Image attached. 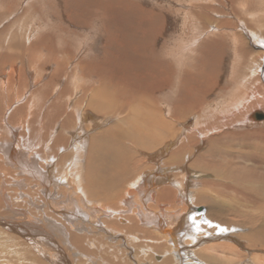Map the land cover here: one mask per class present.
Listing matches in <instances>:
<instances>
[{
  "label": "rangeland",
  "instance_id": "rangeland-1",
  "mask_svg": "<svg viewBox=\"0 0 264 264\" xmlns=\"http://www.w3.org/2000/svg\"><path fill=\"white\" fill-rule=\"evenodd\" d=\"M213 56L219 60L217 61ZM192 75L195 76V80L198 79L196 83ZM184 80L186 82H183ZM253 87L257 90L262 89L261 94H264V0H0V144L13 140L7 134L8 130L12 129L18 136L25 135L23 140L27 144L24 145L29 146L25 148L20 145L21 150L24 148L25 161L29 162L28 165L24 163V166H19L15 162L10 163L8 159L12 154L10 156L6 154L4 150L6 143L2 148L0 146V264H50L44 262L45 259L40 255L38 258V253L36 254L33 247H30L34 241H30V237L24 231L25 228H29L25 225L30 224L27 220H22L27 214L31 219L38 221L39 228L45 227L43 225L45 199L39 193L44 191V185L43 183L36 187L32 183L25 185V181L19 182V179L28 178L32 181V177L38 176L35 168L39 171L40 167H46L48 164L53 168L50 175L52 187L47 186L48 192H52V204L61 209L62 206L70 205L69 207H73L77 213L80 212L81 219H84L85 212H89L91 206L97 205L93 203L92 197L99 199L100 202L103 201L108 195L104 192L108 190L107 187L110 185L108 182L114 181L113 176L116 173L128 170V167L124 169L123 166L121 167L120 161L112 160V156L107 155L101 158L102 162L99 159L101 163L92 168L93 170L89 169L88 156L85 154L91 145L89 139L91 136L96 133H108L112 128L113 130L125 127L139 129L138 122L127 126L117 123L128 114L131 107L142 110L153 107L154 110L163 113L164 120H170L169 122L184 115L186 125L193 126L198 121L195 127L200 126L195 129L200 130L199 134H201L204 126L209 124L205 117L208 113H212L208 114L209 117L212 115L215 118L216 114L213 113L215 110H232V104L236 103L238 98L249 96L254 91ZM244 99L246 98H242ZM191 100L196 102L192 104ZM257 100L260 99L254 100L258 104ZM106 103H110L107 109L103 107ZM173 103L177 107L175 105L171 107ZM250 104L249 109L257 105L253 104V101L247 105ZM102 107L106 112L98 113ZM248 108L243 107L245 110L243 112L248 111ZM169 109L176 111L172 113ZM110 110L115 113L123 111L124 114L121 118L113 117L110 120L107 117L111 116ZM261 110H264V107ZM214 118L213 125L217 121ZM224 123L231 125L226 120ZM175 128H178V125ZM138 129L133 133L139 134ZM245 130H236L234 135L245 133ZM123 134L116 131L118 141L123 140V138L119 140V135ZM225 139L220 141V144H216L217 150H222V154L218 155L219 158L216 156L217 159L214 158L213 163L206 165L205 160V162L200 161L198 167L194 169L196 173L203 174L202 179L190 180L192 186L194 182L198 183L197 187L189 190L190 192L199 189L201 181L212 182V186L201 184L202 187L199 189V192L204 193L202 195L208 197L207 203L201 204L196 202L197 200H194V203L185 196L180 206L186 208L188 205L186 209L189 211H184L186 213L183 212L182 215L184 220L192 218L191 221H199L207 209L215 211L213 213L219 217L215 219L209 216L203 220L202 224L205 223L207 226H203L207 228L205 227L206 229L202 230L204 232L198 234L199 236L207 234L205 230L213 229V223L221 221L238 230L237 232L234 230L233 235L237 239L236 235H241L245 246L241 247L242 241L236 244L222 240L210 242L209 236H212L206 235L203 240L207 242L200 244L204 248L202 247V250L200 246L199 249L197 248L200 252L210 245L223 244V242L233 246L236 252L234 250L224 252L225 256L230 257L229 260L224 259L222 252L214 250L205 252L212 258L215 257V260L219 259L218 264H264V239L247 236L251 232L253 216H256L258 211L255 203H253L254 207L251 206L255 199L246 193L233 191L236 178L241 175L253 178L256 176L254 181H264V155L259 152L260 155L250 152L248 154L246 148L242 151L241 147L235 145L239 144L237 138ZM248 139L242 141L240 139L244 147L251 145V140ZM110 140H113V135L110 136ZM204 140L205 144L200 146L195 157L200 156L206 144L208 145L207 139ZM29 141L38 145L37 150L31 148L32 144H28ZM224 145H227V148L230 146V155L246 157L247 163L241 162L244 168L229 167L231 161L223 152L226 149ZM51 149L53 151H50ZM128 150L134 155L129 159V167H133L138 160L149 164L145 152H139L137 148L131 150L128 148ZM62 156L67 157L66 162L72 161L69 170L61 166ZM38 158L40 160L36 162ZM252 160H256L258 164L254 163V167L250 168ZM233 170H236L235 173ZM188 176L190 175H180L178 181L184 182ZM81 188L84 191L87 189L90 196L84 198ZM179 194L182 193L178 192V196ZM171 197H168L169 200L164 199L162 204L167 207L176 205V198ZM87 205L88 207H85ZM81 219L75 221L82 224ZM61 222L63 223L64 220ZM55 226H60L59 221ZM65 228L62 227L63 230ZM64 232L53 231L54 246L60 248L59 252L69 264H78L76 259L78 251L73 248L69 238L64 237ZM73 234L76 232L73 231ZM81 242L85 254L92 252L89 264H109L108 260L99 259L96 250L90 249L91 242L86 236ZM107 244L110 246L109 241ZM257 248L261 250L257 251ZM255 253L257 256H250ZM158 254L160 258L157 257ZM194 254L196 264H210L202 255ZM169 256L171 255L166 257ZM151 257L156 261L153 264H159L160 260H164L158 252ZM62 260L61 262L64 261ZM189 260L190 258L186 263L192 264L193 258L190 260L192 263ZM146 262L144 264H147ZM52 264H55L54 260Z\"/></svg>",
  "mask_w": 264,
  "mask_h": 264
},
{
  "label": "bare ground",
  "instance_id": "bare-ground-1",
  "mask_svg": "<svg viewBox=\"0 0 264 264\" xmlns=\"http://www.w3.org/2000/svg\"><path fill=\"white\" fill-rule=\"evenodd\" d=\"M119 2H121V1H119ZM109 8H111V7L109 6ZM112 8H113V6H112ZM125 8H126V6H125ZM136 11H138V10H136ZM138 21H140V20H138ZM154 29L156 30V28H154ZM248 33L250 34V32H248ZM256 40H258V38ZM137 43H139V42H137ZM257 43H260V42H257ZM185 51H188V50H185ZM219 55H221V54H219ZM207 59H208V57H207ZM216 60L218 61L219 59H216ZM216 60H214V61H216ZM207 61L208 60H206V62ZM149 65L150 64H148V66ZM187 66H186V68H187ZM153 68H154V66H153ZM148 70H150V68ZM156 70L154 69V71H156ZM183 72H184V70H183ZM156 73L158 74V72H156ZM199 74H200V72H199ZM167 75H169V72ZM153 77H154V75H153ZM153 77H151V78L153 79ZM193 77H194V82L196 80H198V79L195 80V76H193ZM155 78H157V77H155ZM155 78H154V80H155ZM179 78H181V77L179 76ZM189 78L191 79V77H189ZM152 79H151V81H152ZM183 82H186V81L184 80ZM218 82H220V81H218ZM160 83H162V81ZM151 84H153V83H151ZM155 84H156V82H155ZM155 84H154V86L159 85V84H157V85H155ZM163 84H165V83H163ZM163 84H162V86H163ZM187 85L188 84H185V86H187ZM215 85H218V84H215ZM215 85H214V87H215ZM254 85H256V84H254ZM99 86H100V84H99ZM160 86H161V84L158 87H160ZM148 87H150V86H148ZM158 87H157V90L159 89ZM163 88H160V90ZM168 88H169V86H168ZM184 88H186V87H184ZM257 88L259 89V87H257ZM151 89L153 90V88H151ZM253 90L254 91L249 96L247 95L246 97H244V96L242 97V98H246V99L242 100V98H238L236 103L232 104V107H231L232 110L225 109V110H215V112L212 111L214 113V115L215 114L217 115V117L215 115V118L217 119V121L214 122L215 123L214 125L212 124L214 117H212V115H211V117H209L208 114H210L211 112L210 113L207 112L208 114L205 117H207L209 124L206 125V127L204 126L203 132L201 134H199L200 130L196 131V129H195L196 127L200 126V125H198V126L196 125V127H195V124L198 121L193 126H191V125L189 126L188 124L186 125L184 123V121L186 119H183L184 115H182L181 117L179 116L180 118L179 117L174 118V121L169 122L170 120L169 121L164 120L165 116L163 115V113L158 112V110H154L153 107L151 109H143V110L142 109H132V107H131L129 109L128 114H125L124 117L121 120L119 119V122H117V123H119L121 126H125V125L127 126L130 123L138 122L139 129L137 127H125L123 129H117L116 130V128H115V130H113V128H112V131H109L108 133H99V134L96 133V135L91 136L89 138V139H91V142H90L91 145L89 146L88 151L86 152L87 154H85V156H88L87 167H89V169L93 170L92 168H95L97 165H99V163L102 162L101 158H103L104 156L107 155V156H112L111 157L112 160L113 159L117 160V162L120 161L122 163L121 167L123 166L122 167L123 169L125 167H128V170L122 171L121 173H116V175L113 176L114 181L108 182V184H110L107 187L108 190L104 191L105 194L107 193L108 195H106V197L104 198L103 201L101 200V202H100L99 199L92 197L93 203L94 204L97 203V205L91 206L90 211L85 212L86 215H84V219H81L80 216H82V215L79 214L80 212L77 213V210H75L73 207H71V208L69 207L70 205L69 206H62V209H61L60 207L54 206V204H52V201H51V193L52 192H48L47 186L50 185L52 187L50 175L52 174L53 168H50V166H48V164L46 165V167L45 166L40 167L41 170L39 169V171H37L35 168V171L38 174V176L32 177L33 178L32 181H29L28 178H26V179L23 178L22 180L19 179L18 180L19 182L25 181L24 182L25 185H29V184L31 185V183L35 187L38 185H41V183H43L42 185H44V187H43L44 191H41L39 193L42 195L41 197H43V199H45L44 200L45 216H44V220H43L44 224L42 223L45 227H42V229H41V227L39 228L38 221L34 220V218L31 219L29 217L30 215L27 216V214H26V215H24V217H23V215L21 216L24 218L22 220H27V223L30 224V225H25V226H29V228H27V229L25 228L24 231H26L28 236L30 237L29 240L34 241V243H32V245L30 247H33L36 254L38 253L37 254L38 258L41 256L42 258L45 259L44 262L50 263V264H52L53 260H54L55 264H69L68 261H66L65 257L59 252L60 248H58V247L56 248V246H54V239H53L52 233H53V231L59 232L60 230L65 231L64 237L65 238L68 237L70 243H72L71 245L73 246V248L78 251V253L76 254L78 257V258H76L78 264H89L90 259L92 257V252L85 254V252L82 248L81 240H83L84 236H86L87 240L89 242H91L89 244L90 249L96 250V254L98 255L99 259L101 261L106 259L109 261V264H144L146 261H147L146 262L147 264H149V263L153 264L156 261H153V257H151V255L152 256L155 255L156 252L161 253V258L166 260L165 264H190V263H186V260H188L189 258H190V260H191V258H193V263L190 260L189 261L192 264H196L197 261H196V259H194L195 258L193 256V255H195L194 253H196L197 255H202V257L206 258V261H208V263L210 262V264L213 262H216V264H218V262L220 261L219 259L215 260L214 259L215 257L212 258V256L205 254V252L209 251V250H214V251L222 252L224 255L225 251L234 250V248H232L233 246H229V245H227L226 242L225 243L223 242V244L220 243L217 245H210L209 247H207L203 251H200V252L197 251V248L200 246V244H204L205 242H207L206 240H203V238L205 239L206 235L212 236V237L209 236L210 242L215 243V242H219L222 240V241H228L229 243H235L236 244L237 242L242 241L241 247L243 245L245 246L243 240L241 239V235H236L238 237V239L233 235L234 230H236V232L238 230L231 228L227 222H223V221H221L222 224H220L221 222L220 223H217V222L213 223L214 224L212 226L213 229H207V230H205V233H207V234H205V235L203 234L204 236H199L198 234H201L202 232H204L202 230L207 228L206 227L207 225L205 223L202 224V221L205 220L209 216H211V217L213 216L212 218H215V219H217L219 216L217 214L213 213L215 211H213L212 209H210V210L207 209V211L204 213V216L201 217V219L199 221H191L192 218H190V219L187 218L184 220V215H182V213L184 211H189L188 209H186V208H188V205L186 206V208L184 206L182 207L180 205L182 204V201L185 199V196L188 197L192 202H194V200L195 201L197 200L196 202L201 203V204L207 203L206 201H208V197L205 195H202L204 193L199 192V189L202 187L201 184H204V186H207V187L210 185L212 186L213 185L212 182L205 183L206 181H201V184H199L200 188L197 190L195 189V191L190 192L191 191L190 189L192 187L195 188V186L197 187V185H198L197 182H194V183L192 182L194 184V186H192L190 180L192 179L193 181H195L197 179H202L203 174L196 173L194 171V169L198 167V163L200 161L205 160L206 161L205 165L207 163H210V162L213 163L214 162V158L216 156L218 157V155L222 152V150H219V149L217 150L218 146L216 144H220V141L222 142L223 139H225V138H230V139L237 138L239 144L237 143L238 145L237 144H235V145L238 147H241L242 151L245 150V148H246V150L248 151L247 152L248 154L250 152V153H257V154L260 153L261 155H264V147H263L264 146V128H263V126H264V110H261L264 107V94H261L262 89L257 90L256 88L253 87ZM154 92H156V91L154 90ZM180 98H182V97H180ZM190 98H192V97H190ZM253 98H255V99H253ZM256 99H260L261 101L257 100L258 101V104H257V102L254 101ZM125 100H124V102H125ZM91 101H92V99H91ZM155 101H157V99H155ZM176 101H177V99H176ZM187 101H188V99H187ZM203 101H204V98H203ZM252 101H253V104H257L256 105L257 108L254 106H252L253 108L252 107L250 109L248 108V106H251V104L250 105H247V104L252 103ZM184 102H186V100ZM190 102H187V103H190ZM195 102L196 101H194V102L192 101V104ZM182 103H183V101H182ZM152 104H154V103H152ZM174 105H175L174 103H173V106L171 104V107H174ZM109 106H110V103H106V105L103 107H106V109H107V108H109ZM194 106H196V105H194ZM103 107L98 110V113H99V111H101V113L103 111L106 112L105 109H103ZM154 107H156V106H154ZM175 107H177V105H175ZM183 107H185V105ZM243 107L248 108V111H246L244 113L243 111H245V110L243 109ZM169 110L172 111L171 109H169ZM169 110H168V112H169ZM175 111L176 110H174V112ZM185 111H186V108H185ZM174 112L172 111V113H174ZM110 113H111V116H109V115L107 116L108 119H110V120L113 117L121 118L124 114L123 111H119L118 113L117 112L115 113V111L113 112L111 110H110ZM169 113H171V112H169ZM83 117L84 116L82 115V119H83ZM229 117H231L232 119H230ZM215 118H214V120H215ZM228 118L230 120H228ZM166 119H168V118H166ZM224 120H226V122L227 121L230 122L231 125H229V126L226 125L227 123H224ZM256 122H258V123H256ZM100 123H101V121H100ZM97 125L99 126V124H97ZM101 125H103V124H101ZM177 125H178V128H175ZM136 129H138L137 132H139V134L133 133V131ZM245 129H248V130H245ZM236 130H238V131L245 130L246 132L245 133L240 132L239 134L234 135L235 134L234 131H236ZM116 131L124 133L123 135H125V136L119 135L120 136L119 140L123 138L122 141L117 140V136L115 135ZM15 132L16 131H12V129H11V131L8 130V132H7L8 137L13 138V140H11L10 142L4 141V142H2V145L0 144V146L2 148V146L6 143V145L4 147L6 154H9V156L12 154V157L8 159L10 161V163L15 162L19 166H21V165L24 166L25 164L28 165L29 162L27 163V161H25L26 158H25V154L23 153L24 148L22 150L20 149L21 148L20 145L25 147L24 144H27L25 142V140H23L25 138V135L21 137V136L16 135ZM20 132H21V130H20ZM20 132H18V133H20ZM22 134H23V131H22ZM112 135H113V140H112L113 142L110 140V136H112ZM204 138L207 139L206 143H208V145L206 144V148L204 149V151L202 150L203 153L200 156L197 155L198 156V158H197V156L195 157V153H197L199 151L200 146L205 144ZM246 138H249L251 140L250 141L251 145L248 147H244L245 145H243L240 142V139L242 141L243 139H246ZM225 140H227V139H225ZM125 142H130L132 144L125 143ZM0 143H1V141H0ZM28 144H32V142L29 141ZM127 144L129 147L126 146ZM241 144L243 147L241 146ZM246 144L249 145V143H246ZM252 144H256V145H252ZM82 145L80 147H82ZM30 146H31V148L33 147L35 150H37V148H38V145H35V144H32ZM187 146H189V148H187ZM225 147H226V149H224L223 152L225 153V155L228 156L229 160L231 161L229 167H231V166L235 167L236 166L237 168H244V166H242L243 164L241 162L242 161L245 162L246 157L240 158V157H237L238 155H236V156L230 155V153H229L230 146L227 148V145H226ZM128 148H130V150L137 148L139 152L140 151L145 152L146 157L148 159V160L147 159L146 160H147V162H149V164L144 163L143 160H138V161H135V164L133 165V167H131V166L129 167L128 166L129 165V163H128L129 159L133 158L134 155H132V152L129 151ZM50 151H53V150L51 149ZM227 152H228V154H227ZM231 153L234 154L233 152H231ZM32 154H35V153H32ZM259 155H257V156H259ZM26 157H28V156H26ZM66 158H67L66 156H64V157L62 156L61 162L63 165H61V166H63V168H67V169L69 168L70 169V167L72 166L71 165L72 161L66 162ZM99 159L101 162L99 161ZM120 159H122L123 161ZM126 159H127V161H126ZM215 159H217V158H215ZM39 160L40 159L38 158V160H35V161L38 162ZM78 160H79V158H78ZM235 160H238V161L235 162ZM125 161H126V163H124ZM247 161H246V163H247ZM215 163H216V161H215ZM254 163H255V165H256V163L258 164V162L256 160H254V161L252 160L250 163V164H252V166L250 168L254 167L253 166ZM5 164H6V162H5ZM218 166H220V165H218ZM11 167H13V166H11ZM13 168H15V166ZM42 168H44L43 169L44 173L42 172ZM100 168H102V167H100ZM200 168H202V167H200ZM21 169H22V167L20 168V170ZM68 170H67V172H68ZM236 170H233L234 171L233 173H235ZM242 171H244V170H242ZM39 172H41V173L39 174ZM204 172H206V171H204ZM236 173H238V170ZM249 173L252 174V172H249ZM13 174H16V173H13ZM188 174L190 176L186 177V180L184 182L178 181V178L180 177V175H188ZM31 175H33V174H31ZM238 177L239 178H236V183L231 181L232 183H234L233 191L235 193L240 192V194L246 193L251 198L255 199V201L252 202L251 206H253V203L256 204L257 210H258L256 216H258V215L260 216L259 218H257L256 216H253L254 219H252V220H254V222L253 221L251 222V230H250L251 232H249L247 234V236H250L251 238H254V239H257V238H259L260 240L264 239V181H262V180L254 181V178L256 176L254 178L251 176L248 177V176H243V175L238 176ZM211 178H212V176H211ZM187 180H189V181H187ZM226 181H229V180H226ZM129 185H130V187H127ZM2 186H3V184H2ZM228 186L231 187V185H228ZM128 188H130V189H128ZM33 192H34V190H33ZM81 192H82V196L84 198H86L87 196H90L87 189H86V191H84L81 188ZM178 192H181L182 194L181 195L179 194V196H178ZM206 192H208V191L206 190ZM38 196H39V194H38ZM170 196H172V197L174 196L176 198L177 203H176V205L172 204L173 207L172 206L167 207L166 205L162 204V202H164V199L167 200L168 197H170ZM173 200H174V198H173ZM169 203H170V201H169ZM169 203H168V205H169ZM242 205H244V204H242ZM85 207H88V205ZM33 209H35V208H33ZM252 209H254V208H252ZM252 209H250V210H252ZM57 211H58V213H57ZM245 212H246V210H245ZM184 213H186V212H184ZM81 214H83V213H81ZM9 215H10V213H9ZM244 216H246V215H244ZM59 217H61V218H59ZM9 218H11V217H8V219ZM36 219H38V217ZM39 219H41V218H39ZM78 219H81L82 224L77 223L75 221ZM220 219H222V218H220ZM63 220H64V222L62 223L61 221H63ZM58 221L60 223V226L56 227L57 225L55 226V224H57ZM64 223H66V225ZM203 225H206L205 226L206 228ZM15 226H16V224H15ZM62 227H64V228L66 227V228L63 230ZM57 228L59 230H57ZM20 229H17V230L20 231ZM221 229H224V231H221ZM231 229H233V230H231ZM69 231H71V232H69ZM73 231H75L76 234H73ZM231 233H232V235H231ZM54 236H56V235H54ZM107 241L110 242V246L107 244ZM249 241H248V243H249ZM208 243H209V241H208ZM202 247L204 248V246H202ZM202 247H201V250H202ZM226 247L228 248L227 250H226ZM244 248H246V247H244ZM256 250L260 251L261 249L257 248ZM150 253H151V255H150ZM234 254H236V253H234ZM234 254H232V255H234ZM167 255H171V256L166 257ZM190 255L192 257H188ZM253 255L257 256L256 253L252 254L250 256L252 257ZM157 257L160 258V255L158 254ZM170 257H172V258H170ZM227 258L229 260L230 257H228V255L224 257L225 260ZM61 260L63 262H61ZM164 260H160L159 264H164ZM199 261H201V260H199Z\"/></svg>",
  "mask_w": 264,
  "mask_h": 264
},
{
  "label": "snow or ice",
  "instance_id": "snow-or-ice-1",
  "mask_svg": "<svg viewBox=\"0 0 264 264\" xmlns=\"http://www.w3.org/2000/svg\"><path fill=\"white\" fill-rule=\"evenodd\" d=\"M221 231H224V229H221Z\"/></svg>",
  "mask_w": 264,
  "mask_h": 264
},
{
  "label": "water",
  "instance_id": "water-1",
  "mask_svg": "<svg viewBox=\"0 0 264 264\" xmlns=\"http://www.w3.org/2000/svg\"><path fill=\"white\" fill-rule=\"evenodd\" d=\"M255 116V115H254Z\"/></svg>",
  "mask_w": 264,
  "mask_h": 264
}]
</instances>
